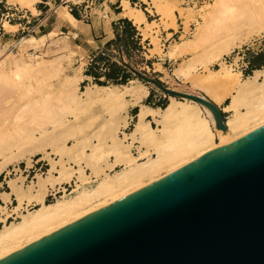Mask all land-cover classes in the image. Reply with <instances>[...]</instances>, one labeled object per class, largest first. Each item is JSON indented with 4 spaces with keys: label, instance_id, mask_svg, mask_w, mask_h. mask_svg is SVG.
<instances>
[{
    "label": "bare ground",
    "instance_id": "bare-ground-1",
    "mask_svg": "<svg viewBox=\"0 0 264 264\" xmlns=\"http://www.w3.org/2000/svg\"><path fill=\"white\" fill-rule=\"evenodd\" d=\"M148 1L152 7L149 13L158 15L166 29H176L175 13L182 12L177 6L180 0ZM36 2L6 0L7 4L28 11L34 10ZM223 2L214 0L185 16L182 34L178 41L173 40L166 46L164 58L175 60L186 56V60L174 68L173 76L183 77L193 90L202 92L217 106L229 100L221 109L228 116L224 121L226 131L217 129L214 116L207 108L193 101H179L168 96L164 109L139 110L136 122L127 134L131 143L139 145L137 157L130 153L129 147L118 136L119 129L123 128L122 122L127 118L119 115L146 99L149 95L147 88L140 83L124 86L123 91L117 87L92 85L77 94L81 77L74 80L66 75L61 82L62 93L54 103L50 96L54 87L52 80L59 75L61 67L36 55L48 39L63 35L62 31L70 34L77 32L83 36L82 44L77 45L65 36L59 38L56 45L63 54L61 58L83 61L109 42L111 35L93 40L90 26L76 19L64 5L55 9L53 31L47 35L27 36L14 41L12 33L17 31V25H4V36L9 44L15 43L17 53L6 48L8 44L0 48V120L15 116L10 102L6 105L1 100L4 94L15 92L24 101V109L19 111L28 119L25 126L30 124L32 128L22 134V145L15 150L0 151V172L20 161L24 162L25 169H31L33 157L37 158L36 162L46 158L50 168L45 178L37 176L36 184L26 188H23L24 178L21 176L6 181L9 191L0 193L1 203H11L13 197L16 202L14 212L23 206H33V209L13 222L5 223L3 220L0 263L264 127V70H256L253 76L241 80L242 72L231 69V66L219 64L218 69H210L212 64L221 62L223 57L244 45L253 34L264 32V0H242L241 12L236 17H230L232 10L228 15L223 13L226 22L215 28L222 18ZM121 7L124 13L113 15V19L126 17L135 24L144 23L143 37L147 36L148 29L150 44L154 46V50L148 51L160 53L157 39L149 33L157 25L146 24L144 11L130 7L127 0H121ZM190 20H196L191 34ZM243 22L247 23L248 29L243 30L246 25ZM17 54L27 55L28 60L17 59ZM193 63H198L199 73L194 72ZM98 107L109 113L111 119L107 120L97 143L90 141L83 145L80 139L70 135L69 129L65 138L72 137V145L60 143L62 135L57 136L55 130L64 126L60 119L64 112L71 109L75 116ZM114 115L119 116V122H113ZM151 124L156 128H152ZM117 167L120 169L116 170ZM72 179H75L78 189L67 195L62 188L63 195L58 200L44 203L47 187H60ZM90 179H93L92 182H89ZM0 209H3L2 205Z\"/></svg>",
    "mask_w": 264,
    "mask_h": 264
},
{
    "label": "water",
    "instance_id": "water-1",
    "mask_svg": "<svg viewBox=\"0 0 264 264\" xmlns=\"http://www.w3.org/2000/svg\"><path fill=\"white\" fill-rule=\"evenodd\" d=\"M129 70L226 131L210 100ZM0 264H264V127Z\"/></svg>",
    "mask_w": 264,
    "mask_h": 264
},
{
    "label": "rangeland",
    "instance_id": "rangeland-1",
    "mask_svg": "<svg viewBox=\"0 0 264 264\" xmlns=\"http://www.w3.org/2000/svg\"><path fill=\"white\" fill-rule=\"evenodd\" d=\"M127 1L134 3V0ZM213 1L214 0H180L177 6L182 9V12L179 14V12L176 11L175 14L181 23L183 22L184 17L192 12V10H197L198 8L208 5ZM241 2L242 0H224L221 7L222 18L220 15L221 19H219L215 24V28H220L222 23L226 22L223 17V13L228 15L229 10H232L233 12L230 14V17L232 15L233 17H236L241 12ZM81 3H79L76 7L68 6V10L71 9L70 13L76 16L81 22L91 26L92 29L94 28L96 31V36L101 30H104L108 35L112 36V39L97 52L88 55L83 61H80L77 58H73L71 60L61 58L63 54L61 51H58L56 45L58 39L65 36L73 40V42L77 45L82 44L83 41L80 40L77 32L70 34L68 32L62 31L63 35H56L55 37L47 40L45 46L39 49L36 55H39L46 62H50V64L58 65L59 68L61 67V72L59 75L54 77L52 80L54 87L51 90L50 96H52L54 103L55 99L62 93L61 82L66 77V75H70L74 78V80H77L81 77L77 94L85 87L96 85L95 83L112 87V84L116 85L118 83L125 82L123 86L117 87L120 91H123L122 87L124 86H130L132 83L134 85L140 83L147 88L149 95L136 108H139V110L147 108L164 109L168 104V95L162 93L153 85L146 84L138 79L129 70V67L146 75L149 78L160 82L169 90L208 99L202 92L193 90L190 85L186 83V80L183 77L173 76L174 68H176L179 63L186 60V56L177 58L175 60H166V58H164V54L167 51L166 46L168 43L163 42L160 44V42H158L157 48L161 50L160 53H157L160 57V63L159 65H152L151 59L153 53L146 51V46L143 45V42L141 41V38L133 24L128 20L113 19L112 14L116 10L115 6L119 7V4L116 5V0H111V2H109V0H82ZM59 5L60 3L57 0H37L36 4L34 5V10L28 11L21 9L16 5L6 4V0H3L0 4V21L2 19V22L4 23V18L2 15L7 13L6 11H9V9H17L19 12H22V14L30 17L28 20L16 21L17 18H13L9 21V23L5 21L9 25H17V31L12 33L14 41H18L27 36L38 37L41 34L47 35L53 31L52 25L55 21V9ZM106 7L110 8L112 14L104 11ZM132 7L135 8L134 5H132ZM136 8L143 10V8L138 5ZM148 15L150 16L151 20H154V18L151 16L152 13H149ZM6 23H4V25ZM243 24H246L243 27V30L248 29L247 23L243 22ZM4 25L3 27H0V48H5V46L8 44L9 47L6 48H10V50H12L14 53H17L15 43L11 42L9 44L8 39L4 36L6 33ZM195 25L196 20H190L189 34L194 31ZM189 34H187V37H190ZM97 40H99V38L96 39V41ZM174 41H178V38H175ZM4 52H6V49ZM30 53L33 52L31 51ZM17 59H21L23 62L28 60L27 55L24 54H17ZM219 64H222L223 66H231V69L242 72L243 80L253 76V72L256 70L263 71L264 32L260 34H253L244 45H241V47L234 49V51L229 55L223 57L221 62H215L212 64L210 69H218ZM193 67L195 68L194 72H200V70H198V63H193ZM155 71H157L159 74H155ZM1 100L4 101L6 105L7 102H10L11 106H13V113L15 116L0 120V151L15 150L17 146L22 145L23 143L21 140L22 134L32 127L30 124L25 126L28 119L27 117L22 116L19 111V109H21V112L23 111L24 101L18 98L15 92L4 94V97ZM176 100L182 101L178 98H176ZM228 103L229 100H227L222 106L227 105ZM69 106L72 107L71 104H69ZM222 106L218 107L222 109ZM72 113L73 110L70 109L60 116L64 126H58L55 130V134L57 136L61 137L62 135V142L60 143L66 142L69 145H72V137L65 138L68 136L66 134L68 129L70 131V135L80 139L83 145L88 144L90 141H96L97 143L104 133L107 120L111 119L110 114L99 107L77 113L75 116ZM119 116H121V118H127H125L126 120L124 123L122 122L123 128L119 129L118 136L122 142L129 147L128 150L130 153L134 157H137L139 154V145L136 143H131V141L127 139V134H129V132L132 130L136 122V117H134L132 112L128 113V109L125 113H120ZM119 116L114 115V123L119 122ZM227 117L228 116L223 113L224 121ZM151 127L154 129L156 128L154 124H151ZM150 157L154 156L151 155ZM53 158L57 160L56 157ZM32 160L34 162L32 163L33 167L31 169H25L24 162L20 161L18 163H13L11 166L1 170L0 193L9 191L6 184V181L9 179H15L21 176L24 178V180H22L23 188H26L30 185L29 182L32 177H35L33 181V185H35L37 182V176L41 175L40 172L46 171L50 168L49 161L46 158L39 162H36V157H33ZM58 167L56 166V168ZM118 169H120V167L116 168V170ZM40 177L45 178L46 173ZM92 180L93 179H90L89 182H92ZM62 188L65 190L67 195L72 193L73 190L78 189L75 179H72L65 186L54 187V191L57 193L59 192V195H57L55 198H51L47 196L49 193L48 187L46 196L44 198V203L48 204L58 200V198L63 195ZM0 205L3 206V209H0V228L4 224V219L5 223L13 222L26 211L33 209V206H23L22 209L14 212L13 208L16 205L14 200L6 205H3L0 201ZM8 215L10 216L9 218H7Z\"/></svg>",
    "mask_w": 264,
    "mask_h": 264
},
{
    "label": "crops",
    "instance_id": "crops-1",
    "mask_svg": "<svg viewBox=\"0 0 264 264\" xmlns=\"http://www.w3.org/2000/svg\"><path fill=\"white\" fill-rule=\"evenodd\" d=\"M109 2H111V0H109ZM128 3L130 5V7H132V5H134L135 8H136L137 5H138V6L143 8L144 16H145V23L146 24L155 23L157 25L156 27H152L149 33L151 34V36L155 37L157 39V41L160 42V44H162L163 42L169 44L175 38H179V36L182 34V22L181 23L179 22V19L176 16V14H175L176 29H173L172 27H167V29H166L160 23V17L158 15L152 14L151 16L154 18V20L150 19V16L148 15L149 14V10L152 9L150 1H148V0L147 1L134 0V3H131L130 1H128ZM117 4H119V7H116L115 5H112V6H115L116 11H120L118 14H123L124 10L121 7V0L120 1L117 0L116 1V5ZM104 11L105 12H109L110 14H112L109 7H106V9ZM115 14L116 13L114 12L112 15H115ZM125 18L126 17H123V19H120V20H127ZM128 21L131 22L133 24L134 28L137 30V32H138V34H139V36L141 38V41L143 42V45L146 46V51L148 52V46H149L150 50H154V46L150 44V38H148V29H147V32H146L147 36L143 37L142 30L145 29V24L144 23L135 24L133 20H129V19H128ZM90 30H91V37H92L93 40L98 39V38H99V40H101L102 38L108 36V34L104 30H101L98 33L97 36H94V32H93V29H92L91 26H90ZM78 35H79L80 40L84 41L83 36L80 33H78ZM147 57H148V54H147ZM151 62H152L153 66L154 65H159V63H160V57L158 56L157 52H155V51L153 52ZM155 74H159V73L157 71H155ZM241 80H243V76H242ZM135 108L136 107L128 108V113L132 112L133 109H135ZM150 109H152V108H150ZM135 117H137V115ZM65 185H67V184H65ZM65 185H62V186H65ZM47 189H48V187H47ZM13 200H14L13 197H11V202Z\"/></svg>",
    "mask_w": 264,
    "mask_h": 264
},
{
    "label": "built area",
    "instance_id": "built-area-1",
    "mask_svg": "<svg viewBox=\"0 0 264 264\" xmlns=\"http://www.w3.org/2000/svg\"><path fill=\"white\" fill-rule=\"evenodd\" d=\"M3 0H0V4L2 3ZM59 1L60 5H64L68 8V6H72V7H76L79 3H81L82 0H57ZM7 4V3H6ZM82 4V3H81ZM71 11V9L69 10ZM7 13L3 14L2 17L4 18V23H9V21L13 18H17L16 21H20V20H28L30 16H27L25 14H22V12H19L17 9L12 10L9 9V11H6ZM27 14V12H26ZM10 18V19H9ZM6 21V22H5ZM4 23L2 22V19L0 21V27H3ZM28 23V21H27ZM42 170V169H41ZM40 170V171H41ZM48 170L46 171H41L40 172V176H43L45 173L47 175ZM35 177H32L30 180V185H33V181H34ZM57 195H59V192H55L53 188L49 187V193H48V197L51 198H55ZM31 210V209H30Z\"/></svg>",
    "mask_w": 264,
    "mask_h": 264
},
{
    "label": "trees",
    "instance_id": "trees-1",
    "mask_svg": "<svg viewBox=\"0 0 264 264\" xmlns=\"http://www.w3.org/2000/svg\"><path fill=\"white\" fill-rule=\"evenodd\" d=\"M120 11H116L115 10V13L116 14H118ZM74 16V15H73ZM76 19H78L76 16H74ZM93 32H94V36H96V31H95V29L93 28ZM96 40V39H95ZM96 84V86L98 85V87H109V86H106V85H100L99 83H95ZM125 84V82H122V83H118V84H116V85H113L112 84V87H118V86H123ZM138 112H139V108H135V109H133V111H132V113H133V115H134V117L138 114Z\"/></svg>",
    "mask_w": 264,
    "mask_h": 264
}]
</instances>
